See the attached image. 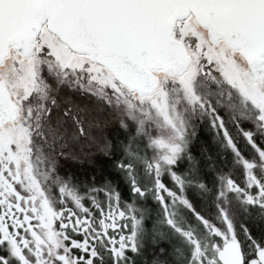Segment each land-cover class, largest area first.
<instances>
[{"label":"snow or ice","instance_id":"6c2138e0","mask_svg":"<svg viewBox=\"0 0 264 264\" xmlns=\"http://www.w3.org/2000/svg\"><path fill=\"white\" fill-rule=\"evenodd\" d=\"M0 264H264V0H0Z\"/></svg>","mask_w":264,"mask_h":264}]
</instances>
